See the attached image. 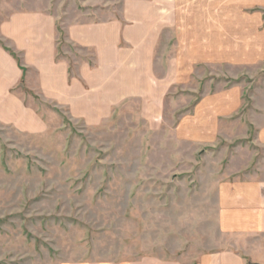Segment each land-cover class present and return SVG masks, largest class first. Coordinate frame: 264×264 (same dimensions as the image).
I'll list each match as a JSON object with an SVG mask.
<instances>
[{
  "label": "rangeland",
  "instance_id": "1",
  "mask_svg": "<svg viewBox=\"0 0 264 264\" xmlns=\"http://www.w3.org/2000/svg\"><path fill=\"white\" fill-rule=\"evenodd\" d=\"M39 3L62 25L79 20L88 2ZM254 13L249 15L255 22ZM258 14L264 20V11ZM262 32L264 21L258 19L248 28L253 42L231 45V61L219 59L228 48L223 43L185 44V52L214 51L216 59L193 64L191 75L171 93L175 100L167 101L165 122L154 129L139 119L137 104L91 127L35 99L49 120L46 133L22 134L0 125V264L176 256L232 247L234 236L218 221L217 192L223 182L264 173V140H257L264 131ZM59 39V56L71 50L82 57L63 35ZM242 50L248 56L239 60ZM221 90H231L230 101L240 98L228 117H209L212 123L201 127L199 141L188 137L185 126V134L177 132L179 118L203 93ZM253 258L264 260L256 253Z\"/></svg>",
  "mask_w": 264,
  "mask_h": 264
},
{
  "label": "crops",
  "instance_id": "2",
  "mask_svg": "<svg viewBox=\"0 0 264 264\" xmlns=\"http://www.w3.org/2000/svg\"><path fill=\"white\" fill-rule=\"evenodd\" d=\"M39 1L0 0V125L32 135L49 129L34 99L91 127L137 104L139 119L154 129L165 122L167 101L175 100L171 93L191 75L193 64L216 59L214 51L185 52V44L223 43L228 48L219 59L231 61V45L253 42L248 28L264 21L258 14L264 0H111L102 5L87 0L79 20L60 25ZM249 12H256L255 22ZM60 35L82 57L71 50L59 56ZM239 53V60L248 56ZM230 96L231 90L203 93L179 118L177 132L185 134V126L190 139H203L201 127L212 123L209 117H228L240 104ZM263 134L260 130L258 141ZM217 195L218 221L234 236L232 247L63 264H264L253 258L264 256V173L223 182Z\"/></svg>",
  "mask_w": 264,
  "mask_h": 264
},
{
  "label": "water",
  "instance_id": "3",
  "mask_svg": "<svg viewBox=\"0 0 264 264\" xmlns=\"http://www.w3.org/2000/svg\"><path fill=\"white\" fill-rule=\"evenodd\" d=\"M257 264H259V263H257Z\"/></svg>",
  "mask_w": 264,
  "mask_h": 264
}]
</instances>
